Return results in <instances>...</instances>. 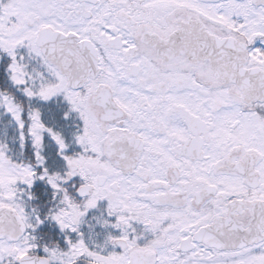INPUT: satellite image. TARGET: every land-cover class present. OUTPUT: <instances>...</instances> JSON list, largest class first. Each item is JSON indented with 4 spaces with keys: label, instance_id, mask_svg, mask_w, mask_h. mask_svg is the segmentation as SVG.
Segmentation results:
<instances>
[{
    "label": "snow or ice",
    "instance_id": "obj_1",
    "mask_svg": "<svg viewBox=\"0 0 264 264\" xmlns=\"http://www.w3.org/2000/svg\"><path fill=\"white\" fill-rule=\"evenodd\" d=\"M0 264H264V0H0Z\"/></svg>",
    "mask_w": 264,
    "mask_h": 264
}]
</instances>
